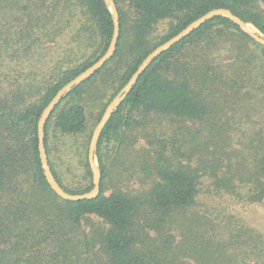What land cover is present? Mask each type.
Here are the masks:
<instances>
[{
  "label": "trees",
  "instance_id": "16d2710c",
  "mask_svg": "<svg viewBox=\"0 0 264 264\" xmlns=\"http://www.w3.org/2000/svg\"><path fill=\"white\" fill-rule=\"evenodd\" d=\"M113 1L120 29L114 54L55 107L44 127L47 158L50 133L86 134V109L101 108L98 122L106 104L146 56L210 10H229L264 38V0H125V10ZM19 2L27 3L34 29L41 27L52 36L60 31L56 17L79 12L85 19L79 31L89 38L93 55L83 65L64 70L38 102L22 109L0 104V264H264L259 234L232 218L223 222L195 211L199 171L154 149V138L145 130L155 117L180 124L197 122L206 118L215 100L234 102L250 68L264 81V48L217 16L161 54L101 132L95 153L101 173L99 194L91 200L64 201L43 176L37 122L55 94L106 52L113 34L112 15L103 0ZM165 21L166 34L154 42L155 27ZM224 45L235 57L227 64L213 56ZM140 132L151 139L150 148L136 151ZM82 148L85 185L73 190L61 184L48 158L54 179L70 195L93 188L86 146ZM256 148L247 182L250 202L264 199L262 143ZM138 173L145 181L152 179L148 190L121 187L123 179H135ZM214 177L217 189L239 196L231 171Z\"/></svg>",
  "mask_w": 264,
  "mask_h": 264
},
{
  "label": "rangeland",
  "instance_id": "374dc122",
  "mask_svg": "<svg viewBox=\"0 0 264 264\" xmlns=\"http://www.w3.org/2000/svg\"><path fill=\"white\" fill-rule=\"evenodd\" d=\"M117 1L122 9L127 8L125 0ZM41 15L39 12L38 18ZM30 18L26 2L0 0V104L15 109L38 102L64 70L83 65L93 55L89 38L79 31L85 22L79 12L56 17L55 25L60 27L57 36L48 34L41 27L34 29ZM167 24V21L160 22L155 27L154 42L166 34ZM248 29L257 33L250 25ZM244 45L250 52L259 53L256 47ZM213 56L222 64L229 63L234 57L229 45L221 46ZM250 69L246 84L234 102L226 104L215 100L205 119L180 124L155 117L153 124L145 130L154 138V149L164 152L176 163L199 171L195 211L223 222L232 218L233 222L259 234L264 241V199L250 202L246 198L251 187L247 182L251 178L259 143H262L264 156V81L254 68ZM99 109H86L89 121L86 134L64 137L53 131L49 135L48 158L61 184L68 190L85 185L82 147L86 146L88 150V136L99 122L96 121ZM140 133L134 146L136 151L150 148L151 139L146 138L144 132ZM228 171L234 175L233 183L239 196L217 189L215 185L214 175L221 177ZM151 180H143L142 174L138 173L135 179H123L121 187L145 191L150 188Z\"/></svg>",
  "mask_w": 264,
  "mask_h": 264
},
{
  "label": "water",
  "instance_id": "95a60500",
  "mask_svg": "<svg viewBox=\"0 0 264 264\" xmlns=\"http://www.w3.org/2000/svg\"><path fill=\"white\" fill-rule=\"evenodd\" d=\"M108 8L111 11L112 20H113V34L110 40L109 46L106 52L100 57L94 64L64 85L52 98V100L48 103L46 107H44L40 118L37 122V138H38V154H39V161L43 171V176L50 187V189L54 192V194L64 201L70 202H78L83 200H91L97 197L100 190V181H101V173L97 167L96 162V149L97 144L99 141V137L101 135L102 130L104 129L105 125L114 114V112L119 108L120 104L124 101L126 96L132 90L133 86L136 84L139 77L148 69L151 63L158 58L161 54L171 49L174 45L180 43L183 39L191 35L195 30L200 28L205 23L212 20L214 17L221 16L229 20L231 23L236 25L239 30L247 35L250 39H252L257 45L264 48V38L259 34L251 31L248 29V24H245L242 20H240L236 15H233L229 10L225 9H213L204 14L203 16L199 17L188 26H186L182 31H180L177 35L169 39L168 41L164 42L157 48H155L151 53H149L146 58L142 61V63L138 66L137 70L133 73L130 77L127 84L121 89V91L111 100L107 107L105 108L99 122L95 126L89 147L87 150V162L89 169L92 174V184L93 188L83 194L77 195H70L67 194L60 185L54 179L52 172L50 170L48 164V158L46 155L45 147H44V127L46 121L55 110V107L59 105L61 99L68 95L71 89L74 86L82 84L84 81L92 77L99 69L103 67L105 63H107L114 54L118 38H119V17L118 12L113 0H103Z\"/></svg>",
  "mask_w": 264,
  "mask_h": 264
}]
</instances>
